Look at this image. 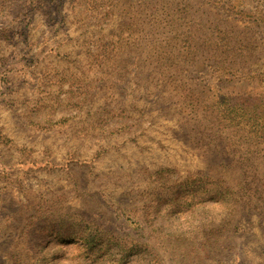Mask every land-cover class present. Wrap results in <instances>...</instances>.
Instances as JSON below:
<instances>
[{
  "label": "rangeland",
  "instance_id": "obj_1",
  "mask_svg": "<svg viewBox=\"0 0 264 264\" xmlns=\"http://www.w3.org/2000/svg\"><path fill=\"white\" fill-rule=\"evenodd\" d=\"M0 264H264V0H0Z\"/></svg>",
  "mask_w": 264,
  "mask_h": 264
}]
</instances>
